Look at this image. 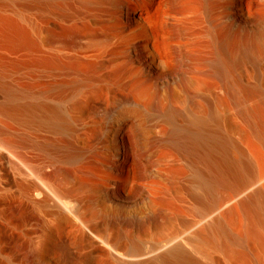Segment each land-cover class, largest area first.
<instances>
[{"label": "bare ground", "instance_id": "obj_1", "mask_svg": "<svg viewBox=\"0 0 264 264\" xmlns=\"http://www.w3.org/2000/svg\"><path fill=\"white\" fill-rule=\"evenodd\" d=\"M227 8L229 23L222 28V0H0V54L23 47L18 25L23 24L29 73L46 79L43 89L2 83L8 65L0 59L6 109L26 111L30 124L53 133L71 135L76 120L100 127L105 140L94 143L90 154L100 158L107 153L119 174L126 170L130 137L151 151L179 149L190 156L189 182L199 190L192 211L197 217H215L199 231L189 232L192 222L182 220L169 237L110 253L116 264H205L201 259L212 260L211 247L239 258L229 246L247 243L257 246L264 264V89L243 79L250 66L258 67L264 79V62L250 57L264 49V41L241 2ZM71 27L80 31L74 45L41 52L43 31ZM105 69L107 81L99 76ZM67 76L72 77L69 84L61 80ZM211 80L224 88V98L213 94ZM104 90L111 92L109 101L86 106L85 98ZM227 108L240 123L237 133L246 149L234 138ZM250 136L262 147L251 143ZM4 142L44 151L37 167L74 165L81 157L24 136ZM151 165L144 160V173H151ZM23 187L26 199L44 215L73 225L70 211L38 185L27 182ZM220 187L227 189L225 201L233 203L239 218L237 239L230 237L220 215ZM141 190L146 196L147 190ZM103 193L113 207L135 203L111 179ZM75 227L92 246L81 226Z\"/></svg>", "mask_w": 264, "mask_h": 264}, {"label": "rangeland", "instance_id": "obj_2", "mask_svg": "<svg viewBox=\"0 0 264 264\" xmlns=\"http://www.w3.org/2000/svg\"><path fill=\"white\" fill-rule=\"evenodd\" d=\"M236 1L242 3L244 12L253 21L256 35L264 41V0H222V28L229 23L225 16L227 7ZM18 25L23 47L14 54H0V59L8 65L2 83L14 88L43 89L46 79L40 76L32 78L29 73L27 28L23 24ZM79 35L80 31L72 27L43 31L41 52L47 51L49 46L70 48ZM250 57L264 62V49L260 48L257 56ZM257 68L250 66L243 79L263 91L264 79ZM107 72L105 69L99 73L105 81ZM61 80L69 84L72 77ZM216 84L213 80L209 82L213 94L219 92L224 98V88ZM110 94L109 90H104L98 96L85 98L86 106H101L110 100ZM77 100H82V95ZM7 102L6 91L0 85V264H9L10 261L11 264H116L110 259V253H123L131 245L145 246L154 239L169 237L182 220L192 222L189 232L199 231L215 217V214L197 217L192 211L196 206L194 196L199 194V190L189 182L192 170L190 156L185 152L171 148L151 151L143 141L139 143L130 137L126 170L119 174L112 169L107 153L100 158L90 154L94 143L105 140L100 127L91 126L89 121L76 120L71 135L53 133L41 125L30 124L26 111L6 109ZM226 112L235 126L234 138L246 149L243 138L237 133L240 123L234 111L227 108ZM18 136L48 144L60 151L77 152L81 157L74 165L54 167L46 163L37 167L45 155L44 151L30 145L4 142L15 141ZM250 142L262 147L253 136H250ZM231 156L236 158L237 154L232 152ZM145 159L152 162L150 174L144 173ZM110 179L135 203L122 208L107 204L103 187ZM27 182L35 183L52 200L65 206L70 211L73 225L58 223L35 208L25 197L23 184ZM141 188L147 190L144 197ZM226 194L227 189L220 187L216 200L222 206L220 215L230 237L237 239L241 236L239 218L232 210L233 203L225 201ZM75 226H81L93 241L92 246L81 239ZM184 246L190 249L188 245ZM229 248L239 252V258H233L222 248L214 246L209 250L212 260L208 263L204 259L201 261L205 264H260V250L255 244Z\"/></svg>", "mask_w": 264, "mask_h": 264}, {"label": "clouds", "instance_id": "obj_3", "mask_svg": "<svg viewBox=\"0 0 264 264\" xmlns=\"http://www.w3.org/2000/svg\"><path fill=\"white\" fill-rule=\"evenodd\" d=\"M9 264H11V261L9 262Z\"/></svg>", "mask_w": 264, "mask_h": 264}]
</instances>
